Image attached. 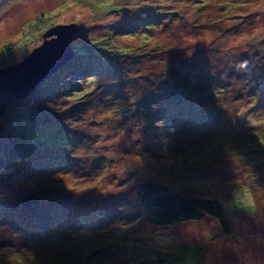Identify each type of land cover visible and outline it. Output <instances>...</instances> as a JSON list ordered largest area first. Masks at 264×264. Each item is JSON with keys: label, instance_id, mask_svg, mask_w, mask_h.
I'll return each instance as SVG.
<instances>
[{"label": "rangeland", "instance_id": "374dc122", "mask_svg": "<svg viewBox=\"0 0 264 264\" xmlns=\"http://www.w3.org/2000/svg\"><path fill=\"white\" fill-rule=\"evenodd\" d=\"M85 1L89 0H0V70L22 62L42 45L44 33L58 25L80 28L70 40L75 51L90 38H104L113 22L120 29L137 14L176 9L179 16H166V27H156L144 40L118 39L114 43L138 44L145 49L166 44L175 50V62L192 60L195 66L220 62L222 55L234 62L240 57L242 86L252 92L253 104H259L249 116L244 114L250 104L225 103V99L223 118L203 120L204 112L198 122H188L190 130L175 122L163 131L153 125L144 134L135 119L123 124L119 113L128 109L108 110L110 106L105 108L95 94L92 102H98L88 107L92 111H87L89 119L81 118L84 109H71L87 106L92 98L75 97L67 103L68 110L51 116V127L65 129L60 133L65 137L59 139L71 143L56 147H62L58 152L65 169L27 177L23 161L13 162L0 173V204L5 206L3 216L0 212V264H264V0H237L239 6H229L228 12L224 7L230 0L222 5L207 0L209 6L199 11L190 0H119L123 12L113 18L96 13L93 3L81 4ZM98 1L108 8L109 0ZM163 2L170 7H162ZM219 5L223 8H217ZM124 6L132 10L126 11ZM99 58L100 69H105L107 60L101 52ZM84 65L75 53L43 84L49 80L46 88L54 91L75 78L82 80L79 68ZM79 90L84 86L74 92ZM36 99L31 106L15 99L0 123L2 157L17 141L5 127L14 126L11 133L29 132L34 120L19 119L22 126L17 114L40 110L41 102ZM102 108L108 111L98 110ZM92 121L95 125L90 126ZM250 124L256 129H250ZM203 126L210 130L203 132ZM162 133L172 140L162 145ZM89 135L96 140L88 144L100 150L93 158H87L92 153L82 143ZM74 152L79 155H72ZM146 181L222 203L230 234L211 217L164 229L152 226L137 195ZM31 194H38L40 203L23 206L22 199ZM3 243L5 251H14L5 252ZM92 252L96 255L91 256Z\"/></svg>", "mask_w": 264, "mask_h": 264}, {"label": "trees", "instance_id": "16d2710c", "mask_svg": "<svg viewBox=\"0 0 264 264\" xmlns=\"http://www.w3.org/2000/svg\"><path fill=\"white\" fill-rule=\"evenodd\" d=\"M118 1L109 0L107 2L108 8H106L105 4L101 5L98 0H89L81 4L93 3L97 9L96 13H103L109 18H113L118 17L123 12L122 8L118 6ZM190 1H193L191 5L192 8L193 6L197 8L196 11L209 6L207 0ZM225 1L218 0V4L222 5V2ZM230 1L232 2H229L224 7V12L229 11V6L236 8L239 6V1ZM164 5L165 3L163 2L162 7ZM220 5L217 8H223ZM259 5L261 6V4ZM165 7H170V5L166 4ZM123 8L126 11L132 10L129 6H124ZM168 15L176 17L180 15V11L164 9L152 14H137L135 19L126 22L120 29L118 24L113 22L110 27H107L106 32L108 34L104 38H90L80 47H75L76 56L86 65V67L84 65V68H79L82 72L80 76L82 80L81 78H75L71 82H66L61 88L57 86L58 88L55 89L54 87V91L46 88L50 83L48 80L32 96L30 95L25 101H21L31 106L37 95H42L39 99H36L37 102H41L38 112L29 113L27 110H22L17 114L19 117L16 119L18 123H21L20 120L22 118L25 121L34 120V125L30 127L29 132L11 133L13 132L12 129H15L14 126L5 127V129L10 130L11 137L13 136L17 141L15 145L11 146L9 154L3 157L0 155V173L11 166L13 162L21 163L23 161H25L24 166L27 168L23 173H26L25 176L27 175V177L36 175L44 177L46 174L51 173L52 169L62 171L65 167V162L59 158L61 152L58 151L62 147L70 146L71 143L65 139H59L60 135L65 137L63 133L60 134L65 129L51 127V119H53L51 116L56 117L59 110H68L65 108L67 103L74 102V98L78 96L79 98L84 96L86 100H88L89 96L92 98L88 100L87 106L77 105V107L74 106L72 109L69 108L71 110L80 107L84 109L85 111L79 114L81 118L89 119L88 114L92 111L88 107L98 102L96 100L92 102L97 96L105 108L110 106L108 110L119 112L123 108L128 109L127 113H119L123 124L126 125L130 120L135 119V121L140 123L141 131L144 134L148 127L151 128L153 125H159L161 130H166L168 125L171 126L175 122H181V128L185 127L186 129L184 130H190L188 122H198L197 119L204 112L205 119L202 117L203 120L213 117L215 121V118L217 119L218 116L222 117L224 115L225 108L221 107V105L227 102L232 104L243 103L248 106L250 104L249 111L244 115L253 116L259 103L253 104L252 92L245 91L242 86L238 76L240 63L242 62L240 57L234 62L233 59L225 58L222 55L220 62L212 65L206 63L205 66H202V64L195 66L196 64L192 63V60L188 64H185L182 60H176L175 62L172 55L175 50L166 46V44L157 43L156 48L145 49L146 46L141 47L138 44L126 46L114 43L118 39L122 41L124 39L132 40L137 38L144 40L147 37L146 33H151L156 27H166L168 22L163 19ZM136 45L139 47L137 50L135 49ZM229 51L225 52L228 53ZM99 52L107 60V62L104 61V63H107L105 69H100V61L102 59L99 58ZM115 52L118 54H113ZM195 60L198 61L199 59L195 58ZM64 76H61L62 79L65 78ZM83 81L86 83L82 84ZM83 86L84 90L82 92L80 90L74 92L75 89H82ZM61 89L66 92L64 95L59 92ZM94 94L96 96H93ZM225 99L226 102L223 103ZM14 100L15 98L11 95L0 94V123L8 113ZM117 105L119 106L117 107ZM105 108L104 110L103 108L98 110L108 111ZM163 114L165 118H163ZM108 115H110L109 112ZM42 124L44 126L40 128L39 126ZM93 125H95V121H92L90 126ZM254 127L255 125L249 126L250 129ZM201 130L207 132L210 129L207 126H203ZM88 132L90 131L88 130ZM67 138L72 139L71 137ZM159 138L162 145L172 140V137L164 136L163 133ZM82 139L87 140L82 143H86V148L92 153L87 154V158L95 157L93 153H97L100 150L88 144L96 140L95 136L89 135L87 138L83 137ZM230 139L232 142H237L236 138L232 136H230ZM62 144L66 145L56 148ZM77 153L74 152L72 155H77ZM137 195L141 206L149 212L150 224L156 228L164 229L177 224L199 223L211 217L222 225L223 229L226 230V234H230L225 207L220 202L172 191L165 185L150 181L144 182L139 187ZM4 207L0 204L1 216H3L5 211ZM5 242L7 243V240ZM6 243L2 244L4 251ZM10 251H14V249ZM93 255L96 254L92 252L91 256ZM90 260L92 261V258Z\"/></svg>", "mask_w": 264, "mask_h": 264}, {"label": "water", "instance_id": "95a60500", "mask_svg": "<svg viewBox=\"0 0 264 264\" xmlns=\"http://www.w3.org/2000/svg\"><path fill=\"white\" fill-rule=\"evenodd\" d=\"M75 24L58 25L43 35L42 45L35 48L22 62L0 70V94L25 100L48 78L74 58L70 40L79 33ZM1 136V128H0ZM40 203L38 194L22 199L25 207Z\"/></svg>", "mask_w": 264, "mask_h": 264}]
</instances>
